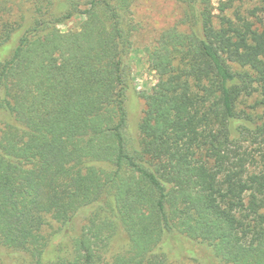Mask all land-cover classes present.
<instances>
[{
    "label": "trees",
    "instance_id": "1",
    "mask_svg": "<svg viewBox=\"0 0 264 264\" xmlns=\"http://www.w3.org/2000/svg\"><path fill=\"white\" fill-rule=\"evenodd\" d=\"M139 1L0 0V264H264V0H176L153 101Z\"/></svg>",
    "mask_w": 264,
    "mask_h": 264
},
{
    "label": "rangeland",
    "instance_id": "2",
    "mask_svg": "<svg viewBox=\"0 0 264 264\" xmlns=\"http://www.w3.org/2000/svg\"><path fill=\"white\" fill-rule=\"evenodd\" d=\"M220 1L227 0H212L213 6L216 9L215 14L218 13L217 8ZM260 1L261 0H233V3L235 2V5L238 6L244 15H248L251 11L259 8ZM134 13L136 20L140 24L138 32L133 39L134 49L131 54V66L135 87L137 91L144 92L149 100L153 101L154 88H156V86L166 88L163 75L167 71V67L165 63L161 61L158 67L152 69L151 65L154 64V61L149 64L150 52H154V58L158 59L160 51L155 49L156 41L162 31L174 25H179L181 8L176 0H140L135 5ZM257 14V18L264 22V13L258 11ZM85 25H87L85 19L75 17L70 22L62 25L60 30L66 35L69 31L81 29ZM180 29H182L181 26ZM255 100H259V98L255 96L252 99H242L240 109L246 110L249 113H254L253 109L250 108H252ZM257 111L262 114L263 108L257 109ZM243 146L253 150L258 148L257 145L250 147L247 143H244ZM259 167H264V161L262 159H260ZM44 233L45 236L49 235L50 229H46ZM3 258L4 264H19L17 259H7L5 256ZM183 264L196 263L185 259L183 260Z\"/></svg>",
    "mask_w": 264,
    "mask_h": 264
}]
</instances>
